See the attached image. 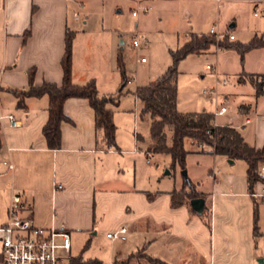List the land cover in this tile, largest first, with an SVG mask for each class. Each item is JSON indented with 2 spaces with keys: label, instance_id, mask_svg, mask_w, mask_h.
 I'll return each mask as SVG.
<instances>
[{
  "label": "crops",
  "instance_id": "0c3cea01",
  "mask_svg": "<svg viewBox=\"0 0 264 264\" xmlns=\"http://www.w3.org/2000/svg\"><path fill=\"white\" fill-rule=\"evenodd\" d=\"M160 1L176 2L173 5L178 7L186 36L209 33L214 27L218 33L235 35L233 41L248 43L259 38L264 43V17L254 15L251 1L148 0L142 6ZM75 2L79 0H0V114H13L20 123L15 127L8 118L0 120V228L8 222L13 194L22 192L28 205L24 214L35 225L69 231L72 257L82 255L113 264L142 249L169 264H258L264 258V203H260V199L264 202V183H257L251 193L247 169L220 176L214 171L210 204L208 196L199 191L207 210L198 215L190 200L173 207V190L153 192L142 188L137 172L133 178L121 175L131 167L132 159L141 158L140 134L134 131V149L123 150L117 143L107 147L88 99L66 100L64 110L71 121L61 125L58 149L49 148L43 134L49 119V97H27L25 107L18 105L13 89L29 87V70L35 69L36 85L62 83L66 35L75 33L71 26ZM232 23L235 26L230 27ZM263 51L264 45L246 53L238 86L250 83L240 82L241 75H264ZM250 58L256 67L249 68ZM86 79L73 55V81L83 85L89 82ZM257 108L243 103L241 124L251 119L245 130L255 124L257 134L254 143L245 140L262 147L264 114H258ZM146 152L141 154L146 156ZM121 225L129 228L127 239L112 241L107 237L110 245L105 256L85 257L80 246L73 254L80 239L89 234L107 236ZM1 250L0 231V264ZM130 264L149 263L138 259Z\"/></svg>",
  "mask_w": 264,
  "mask_h": 264
},
{
  "label": "rangeland",
  "instance_id": "374dc122",
  "mask_svg": "<svg viewBox=\"0 0 264 264\" xmlns=\"http://www.w3.org/2000/svg\"><path fill=\"white\" fill-rule=\"evenodd\" d=\"M173 4L176 2H150L147 4L149 11H141L135 17L132 14V10L138 8L135 0H79L71 8V26L75 32L72 53L77 67L84 71V77L89 81L94 79L100 87V95L119 97L118 105L113 107L116 143L123 150L134 149V131L140 134L138 148L141 158L132 159L131 167L121 175L133 178L137 172L142 188H151L153 192L195 189L206 194L210 204L208 194L215 182L213 172L218 171L219 176L228 172L244 173L247 169L244 159L231 163L226 156L213 154L208 146L201 147L188 138L185 140L188 154L184 166L180 162L175 163L167 153H154L150 164L146 162L144 153L141 154L153 144L152 117L142 114L143 103L135 91L139 85L161 77L173 63L171 50L182 46L187 39L178 7ZM134 37L141 39L138 48L133 45ZM119 54L123 57L126 78L130 80L125 86H122L123 75L118 66ZM245 56L246 53L243 56L235 48L218 49L214 46L206 53L190 54L182 59L178 65V109L182 112L209 111L215 114L216 124L233 123L236 127L244 120L240 107L245 102L253 108L257 106L258 114H264V93L257 95L250 83L243 87L237 85V78L244 70ZM247 64L249 68L256 67V61L251 58ZM208 65H212L214 70L208 69ZM225 79L228 80L226 85L220 83ZM211 90L216 92L214 101L205 96V91ZM222 106H226L228 111L216 114ZM240 131L254 143L257 134L255 124ZM260 203L264 202L260 199ZM108 245L110 241L106 233L95 237L89 234L74 245L73 254L80 246L85 257L93 254L105 256ZM138 255L143 257L141 251ZM257 263L260 264L259 261Z\"/></svg>",
  "mask_w": 264,
  "mask_h": 264
},
{
  "label": "trees",
  "instance_id": "16d2710c",
  "mask_svg": "<svg viewBox=\"0 0 264 264\" xmlns=\"http://www.w3.org/2000/svg\"><path fill=\"white\" fill-rule=\"evenodd\" d=\"M230 32L218 37L216 33H194L187 35L186 41L171 50L173 63L166 72L157 80L146 85H139L135 95L143 103L142 114L152 117L151 136L152 146L147 152L170 154L173 161L180 162L183 166L188 151L185 149V140L191 139L199 146H208L210 152L224 155L229 159H244L247 162L248 188L255 192L257 183H264L259 176V170L264 166V145L251 146L238 127L233 125H219L215 122V114L209 111L182 112L178 109V76L179 62L190 54H202L212 47L218 49H237L243 56L249 50L263 46L259 38H254L248 43H241L230 39ZM74 33L68 31L66 35V51L61 60L63 68V81L61 84L44 82L35 84V69L28 71L29 87L27 89H13L18 98V105L25 107L27 97H49V119L43 127V134L51 149H58L62 143L61 125L64 121H71L66 115L64 105L69 98H86L96 114V128L102 132L103 142L107 147L116 146V124L114 122V106L119 103L117 96H102L99 94L95 80L78 85L73 81V53L72 39ZM118 66L122 73L123 85L128 83L125 74V64L122 54L118 56ZM249 80L255 87L257 95L264 93V75H241L239 81ZM169 133H171L169 135ZM169 137L171 143H169ZM204 149V148H203ZM189 182V179H187ZM202 197L201 193L186 188L171 192L173 207L183 205L187 200ZM192 208V207H191ZM193 209V208H192ZM207 207L204 212L206 214ZM194 212H196L193 209ZM197 213V212H196ZM257 213V211H256ZM201 214V215H202ZM256 227V232H257ZM142 252L143 257L139 256ZM144 259L149 264H169L161 259L152 257L139 250L127 258L115 260L113 264H130L134 260ZM71 264H106L99 259H84L82 255L72 257Z\"/></svg>",
  "mask_w": 264,
  "mask_h": 264
},
{
  "label": "built area",
  "instance_id": "2783aa9c",
  "mask_svg": "<svg viewBox=\"0 0 264 264\" xmlns=\"http://www.w3.org/2000/svg\"><path fill=\"white\" fill-rule=\"evenodd\" d=\"M139 3L137 9L132 10L133 16H139L141 11L147 12L150 7L142 6L143 2L148 0H136ZM218 3L224 0H216ZM255 4L254 15L264 17V0H246ZM76 14V13H75ZM211 33L218 34V37H223L224 33H218L213 27ZM230 39L234 40L235 35L230 34ZM133 45L140 47L141 39L133 38ZM142 61H145L142 58ZM208 69L214 70L212 65L207 66ZM130 81V80H129ZM128 81V82H129ZM226 85L228 80L220 81ZM216 92L214 90L205 91V96L212 101L215 100ZM228 111L226 106H222L216 114L222 115ZM8 118L12 126H19L20 123L15 115L0 114V120ZM251 122L250 118L239 126L240 129H245ZM154 153L146 152L147 163H152ZM12 167V165H10ZM216 173V172H215ZM214 173V174H215ZM259 176L264 179V166L259 170ZM59 187H62L59 185ZM264 198V189L262 192ZM28 205L22 192H16L12 196L9 206L8 222L0 228L3 257L2 264H71V234L65 229L45 228L34 224L33 220L24 213ZM129 228L127 225H121L118 228L107 233V237L112 241L127 239Z\"/></svg>",
  "mask_w": 264,
  "mask_h": 264
},
{
  "label": "water",
  "instance_id": "95a60500",
  "mask_svg": "<svg viewBox=\"0 0 264 264\" xmlns=\"http://www.w3.org/2000/svg\"><path fill=\"white\" fill-rule=\"evenodd\" d=\"M235 26V23H232L230 25V27H233ZM231 163H234V160L231 159L230 160ZM186 174V173H185ZM191 204V207L198 213V214H202L204 212V208H205V199L204 198H201V197H198V198H194L191 200L190 202ZM259 263H264V258L262 259H259L258 260Z\"/></svg>",
  "mask_w": 264,
  "mask_h": 264
}]
</instances>
